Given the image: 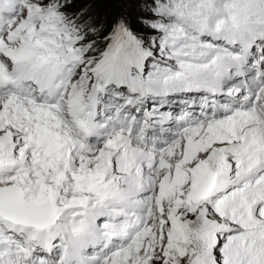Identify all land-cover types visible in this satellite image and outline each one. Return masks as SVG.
I'll list each match as a JSON object with an SVG mask.
<instances>
[{
	"label": "snow or ice",
	"instance_id": "6c2138e0",
	"mask_svg": "<svg viewBox=\"0 0 264 264\" xmlns=\"http://www.w3.org/2000/svg\"><path fill=\"white\" fill-rule=\"evenodd\" d=\"M0 0V264H264V0Z\"/></svg>",
	"mask_w": 264,
	"mask_h": 264
},
{
	"label": "trees",
	"instance_id": "16d2710c",
	"mask_svg": "<svg viewBox=\"0 0 264 264\" xmlns=\"http://www.w3.org/2000/svg\"><path fill=\"white\" fill-rule=\"evenodd\" d=\"M114 0H88L86 5V10L88 9L89 15L97 20L99 26H103L105 31L110 28L112 24V13H113V4ZM124 3H122L123 5ZM125 5V4H124ZM76 9L84 8L83 2H76L74 5ZM136 17L135 15H127V19L136 26Z\"/></svg>",
	"mask_w": 264,
	"mask_h": 264
},
{
	"label": "rangeland",
	"instance_id": "374dc122",
	"mask_svg": "<svg viewBox=\"0 0 264 264\" xmlns=\"http://www.w3.org/2000/svg\"><path fill=\"white\" fill-rule=\"evenodd\" d=\"M83 2L84 9L86 8L88 0H77V2ZM122 3H124L122 5ZM141 0H114L113 5V13H112V22L118 17H125L127 15H135L137 16L140 12L139 4ZM87 12L89 13L88 9ZM94 20H97L95 18Z\"/></svg>",
	"mask_w": 264,
	"mask_h": 264
}]
</instances>
